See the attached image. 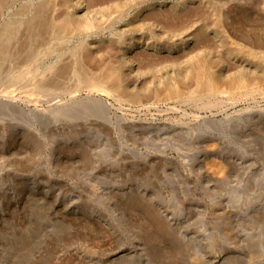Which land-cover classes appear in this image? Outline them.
<instances>
[{"label": "rangeland", "instance_id": "rangeland-1", "mask_svg": "<svg viewBox=\"0 0 264 264\" xmlns=\"http://www.w3.org/2000/svg\"><path fill=\"white\" fill-rule=\"evenodd\" d=\"M263 53L264 0H0V264H264Z\"/></svg>", "mask_w": 264, "mask_h": 264}, {"label": "bare ground", "instance_id": "bare-ground-1", "mask_svg": "<svg viewBox=\"0 0 264 264\" xmlns=\"http://www.w3.org/2000/svg\"><path fill=\"white\" fill-rule=\"evenodd\" d=\"M188 18V16H187ZM186 18V19H187ZM157 21V20H154ZM158 22V21H157ZM161 22V21H160ZM69 23V22H68ZM74 23V22H73ZM156 23V22H155ZM66 24V23H65ZM153 24V23H152ZM158 24V23H157ZM71 25V24H70ZM162 25V22H161ZM166 26V25H165ZM68 27V26H67ZM76 27V26H73ZM163 27V26H162ZM72 28V27H71ZM68 29L65 27V30ZM61 30V29H60ZM64 30V29H63ZM64 32V31H63ZM66 32V31H65ZM208 46V45H207ZM240 47V46H239ZM244 50V49H243ZM246 50V49H245ZM244 50L243 54H245L246 58H254L256 56V54L254 55V53H250L249 49L247 50V52ZM238 51V50H237ZM262 52V51H261ZM242 53V52H239ZM264 54V53H263ZM244 56V55H243ZM244 56V57H245ZM264 57V56H263ZM260 58V57H258ZM261 59V58H260ZM132 61V60H131ZM264 61V60H263ZM81 62V61H80ZM202 63V61H201ZM206 63V62H205ZM210 64V63H209ZM199 64H197L198 66ZM199 67V66H198ZM197 67V68H198ZM210 67V66H209ZM195 70L197 68L193 67ZM210 69V68H209ZM207 65L203 64L198 68V71L194 72V70L192 71L193 73H195L193 75V88H191L192 84H190V88L188 87V85H186V83L184 84L183 82H179L178 84L174 85V86H168L166 91L164 92V96L167 98H172V99H181L183 97H188L189 95H198L197 97H199L200 99H205L206 97H209L216 93H226V92H230L233 95L237 94V96L239 95H246L247 94H252V92L254 93H258L257 90H260V84L257 81H253V80H249L246 79V77H242L240 79H235V81H222L221 79L218 80L216 77L213 76V73H210V71H207ZM114 71V70H113ZM191 72V70H190ZM81 76L83 78L86 77L88 82V78L87 76H89L90 74H88L86 71H81L80 72ZM95 74H98L97 72ZM92 75L89 76V81L90 83L88 84V87L90 89H99L102 92H114L116 94H122L124 95V90L121 87V78L117 77V73H112L111 71L107 74H102V75ZM191 75V73H190ZM118 76H120L118 74ZM217 76V75H216ZM239 76V75H238ZM245 76V75H243ZM241 77V76H239ZM250 78V77H249ZM256 79V77H254ZM258 79V78H257ZM226 80V79H225ZM191 81V80H190ZM264 87V86H263ZM260 88V89H259ZM263 89V88H262ZM47 90V89H46ZM264 90V89H263ZM257 91V92H256ZM193 95V96H194ZM218 95V94H217ZM43 96V95H42ZM125 96V95H124ZM249 96V95H248ZM251 96V95H250ZM245 97V96H244ZM128 98V97H127ZM192 98V96H191ZM196 98V97H195ZM247 98V97H246ZM40 99V98H39ZM205 101V100H203ZM200 102V101H199ZM204 102L201 104L203 105ZM210 163V162H209ZM209 167L215 171H221L222 170V164L220 162H212L210 164H208Z\"/></svg>", "mask_w": 264, "mask_h": 264}]
</instances>
